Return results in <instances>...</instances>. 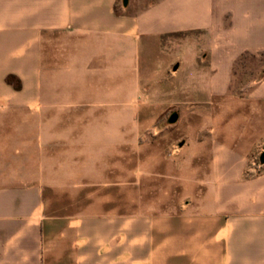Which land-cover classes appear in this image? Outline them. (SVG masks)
Here are the masks:
<instances>
[{
    "label": "crops",
    "instance_id": "obj_1",
    "mask_svg": "<svg viewBox=\"0 0 264 264\" xmlns=\"http://www.w3.org/2000/svg\"><path fill=\"white\" fill-rule=\"evenodd\" d=\"M263 150L264 0H0V264H264Z\"/></svg>",
    "mask_w": 264,
    "mask_h": 264
},
{
    "label": "rangeland",
    "instance_id": "obj_2",
    "mask_svg": "<svg viewBox=\"0 0 264 264\" xmlns=\"http://www.w3.org/2000/svg\"><path fill=\"white\" fill-rule=\"evenodd\" d=\"M261 60L254 59L253 57H245L238 61L236 65V70L239 72V74H248L252 76H256L258 74V70L260 69ZM240 78V77H238ZM248 85L247 82H235L234 86L237 88L245 87ZM166 122V120H164ZM150 132H147V134ZM251 169L248 173L249 176L253 175H259L264 171V164L260 162V158L258 155V158L256 159V162L252 164Z\"/></svg>",
    "mask_w": 264,
    "mask_h": 264
},
{
    "label": "water",
    "instance_id": "obj_3",
    "mask_svg": "<svg viewBox=\"0 0 264 264\" xmlns=\"http://www.w3.org/2000/svg\"><path fill=\"white\" fill-rule=\"evenodd\" d=\"M127 1L128 0H125V4H127ZM177 118H178V114L176 113V112H174L172 115H171V117H170V122L172 123V122H175L176 120H177ZM260 162L262 163V164H264V150L261 152V154H260Z\"/></svg>",
    "mask_w": 264,
    "mask_h": 264
}]
</instances>
